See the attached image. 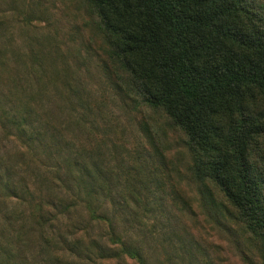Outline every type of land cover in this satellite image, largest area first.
Returning <instances> with one entry per match:
<instances>
[{"label":"trees","instance_id":"16d2710c","mask_svg":"<svg viewBox=\"0 0 264 264\" xmlns=\"http://www.w3.org/2000/svg\"><path fill=\"white\" fill-rule=\"evenodd\" d=\"M83 1L101 65L122 90L144 103L150 118L176 129L190 156L187 171L203 198L221 204L257 241L264 264V5L257 0ZM47 73L32 76L37 87L23 79L28 93L17 103L20 109L4 113L5 128L14 124L22 144L15 163L5 160V188L23 204L36 200L33 217L41 239L53 244V252L61 250L52 252L56 264H83L66 260L67 251L96 257L94 264L124 253L147 264L140 248L113 223L118 208L128 206L127 196L144 192L133 179L146 189L153 170L143 160L130 164L118 154L120 145L114 142L111 149L104 139L90 149H74L54 122L58 116L82 128L90 120L83 109L86 98L66 66L51 64L50 84L41 82ZM40 142L46 156L35 152ZM163 147L157 143L154 152L166 161ZM108 151L119 163L105 158ZM134 169L142 177H135ZM123 179L129 187L121 191L122 200L114 199L112 187ZM83 207L89 216L81 227L77 216H83ZM80 229L84 237L76 235Z\"/></svg>","mask_w":264,"mask_h":264},{"label":"rangeland","instance_id":"374dc122","mask_svg":"<svg viewBox=\"0 0 264 264\" xmlns=\"http://www.w3.org/2000/svg\"><path fill=\"white\" fill-rule=\"evenodd\" d=\"M257 1L264 5V0ZM88 21L83 0H0V264H56L52 255L65 246L61 242L60 248L56 246L60 251L53 252V244L41 239L33 217L36 200L23 204L4 186L5 160L15 163L17 151L22 149L14 124L11 130L5 128L4 113L20 109L16 105L28 93L23 82L37 87L32 76L39 70L48 72L41 82L50 84L51 64L69 68L86 98L83 109L90 120L82 128L58 116L54 122L62 136L74 143L73 148L90 149L104 139L112 149L109 145L115 142L122 147L118 154L127 156L130 164L143 160L148 171L151 168L154 172L149 173L146 189L141 180L133 179L144 192L137 193V198L127 196L128 206L118 208L113 223L118 233L130 239L128 243L140 248L147 264H261L263 256L257 241L221 204L203 198L187 171L190 156L176 129L165 121L150 118L144 103L122 90L101 65L103 62L90 40L96 37V31ZM74 102L80 104L78 100ZM157 143H164L167 162L158 160L154 152ZM41 145L42 142L37 144L35 152L40 150L46 156ZM63 148L66 150V145ZM104 156L112 157L108 159L111 164L119 163L120 159L116 160L110 151ZM167 163L169 167H165ZM133 175L142 177L135 169ZM159 181L164 185L160 186ZM125 183L123 179L112 187L114 199H123L120 193L129 187ZM82 213V217L77 216L81 227L89 216L86 207ZM97 223L107 225L102 220ZM91 228L99 231L98 227ZM76 235L84 237V229ZM45 237L50 239L51 234ZM102 241L112 245L107 237ZM64 258L83 264H94L96 259L81 258L68 251ZM97 264L140 263L124 253L99 258Z\"/></svg>","mask_w":264,"mask_h":264}]
</instances>
